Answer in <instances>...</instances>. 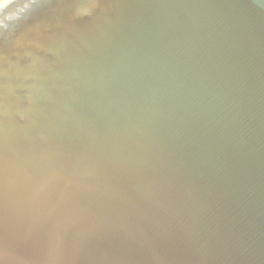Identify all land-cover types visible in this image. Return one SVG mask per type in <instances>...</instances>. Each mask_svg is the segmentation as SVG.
I'll return each mask as SVG.
<instances>
[{"label": "water", "instance_id": "95a60500", "mask_svg": "<svg viewBox=\"0 0 264 264\" xmlns=\"http://www.w3.org/2000/svg\"><path fill=\"white\" fill-rule=\"evenodd\" d=\"M0 264H264V0L3 2Z\"/></svg>", "mask_w": 264, "mask_h": 264}, {"label": "rangeland", "instance_id": "374dc122", "mask_svg": "<svg viewBox=\"0 0 264 264\" xmlns=\"http://www.w3.org/2000/svg\"><path fill=\"white\" fill-rule=\"evenodd\" d=\"M6 0H0V5L3 3V2H5Z\"/></svg>", "mask_w": 264, "mask_h": 264}]
</instances>
